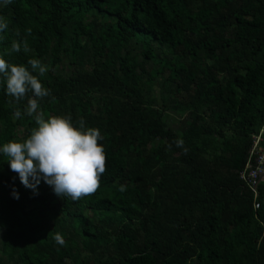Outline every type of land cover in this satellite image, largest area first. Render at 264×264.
Masks as SVG:
<instances>
[{
    "label": "trees",
    "instance_id": "1",
    "mask_svg": "<svg viewBox=\"0 0 264 264\" xmlns=\"http://www.w3.org/2000/svg\"><path fill=\"white\" fill-rule=\"evenodd\" d=\"M0 17V57L48 68L39 110L99 129L106 155L73 200L26 188L0 154V264H264V186L240 178L264 120V0H12ZM26 104L0 75V146L36 127Z\"/></svg>",
    "mask_w": 264,
    "mask_h": 264
},
{
    "label": "clouds",
    "instance_id": "2",
    "mask_svg": "<svg viewBox=\"0 0 264 264\" xmlns=\"http://www.w3.org/2000/svg\"><path fill=\"white\" fill-rule=\"evenodd\" d=\"M12 0H0V4L8 5ZM7 29V22L0 17V32ZM30 33V29L26 30ZM16 35H20L17 31ZM2 39V37H0ZM11 52L21 51V43L13 41ZM23 51H30L27 42L23 43ZM29 68L23 65L10 64L0 57V75L6 84V93L18 103L27 98L24 114L33 117L36 127L32 128L27 138L9 140L0 146L8 167L16 173L20 182L37 191V185L44 181L58 197H71L79 200L94 194L100 186V177L106 171V155L104 147L99 143L103 137L99 129L87 128L83 119L79 127L71 122L70 116L51 115L47 118L39 110V99L50 95L38 79L44 76L48 68L39 59H30ZM31 93V96H28ZM16 118L21 116L19 108L15 109ZM177 147H183V140L175 141ZM186 152L187 149H184ZM123 191V188H121ZM12 195L18 197L13 189ZM58 244L63 245V237L54 236Z\"/></svg>",
    "mask_w": 264,
    "mask_h": 264
},
{
    "label": "built area",
    "instance_id": "3",
    "mask_svg": "<svg viewBox=\"0 0 264 264\" xmlns=\"http://www.w3.org/2000/svg\"><path fill=\"white\" fill-rule=\"evenodd\" d=\"M258 173L264 174V120L261 123L258 131L252 135V143L249 149L248 158L243 170L240 172V178L252 190L255 197L258 196V182L254 183L258 177ZM254 207H259V202H254Z\"/></svg>",
    "mask_w": 264,
    "mask_h": 264
},
{
    "label": "rangeland",
    "instance_id": "4",
    "mask_svg": "<svg viewBox=\"0 0 264 264\" xmlns=\"http://www.w3.org/2000/svg\"><path fill=\"white\" fill-rule=\"evenodd\" d=\"M54 72L66 76L70 74L71 67L66 59H64L59 65L54 68ZM188 117L186 114L178 113L174 110H170L165 113V121L169 126L173 128V130L177 132H181L186 127V122Z\"/></svg>",
    "mask_w": 264,
    "mask_h": 264
},
{
    "label": "water",
    "instance_id": "5",
    "mask_svg": "<svg viewBox=\"0 0 264 264\" xmlns=\"http://www.w3.org/2000/svg\"><path fill=\"white\" fill-rule=\"evenodd\" d=\"M256 173L258 174V177H257L254 185L256 186L258 182H261L263 184V186H264V174H261V173H258V172H256Z\"/></svg>",
    "mask_w": 264,
    "mask_h": 264
}]
</instances>
